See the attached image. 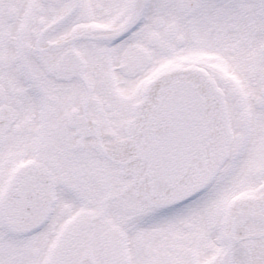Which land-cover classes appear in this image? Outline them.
Listing matches in <instances>:
<instances>
[{
    "label": "snow or ice",
    "instance_id": "snow-or-ice-1",
    "mask_svg": "<svg viewBox=\"0 0 264 264\" xmlns=\"http://www.w3.org/2000/svg\"><path fill=\"white\" fill-rule=\"evenodd\" d=\"M0 264H264V0H0Z\"/></svg>",
    "mask_w": 264,
    "mask_h": 264
}]
</instances>
